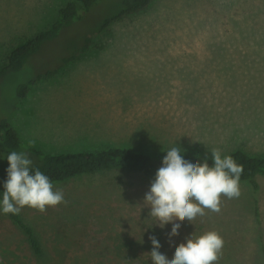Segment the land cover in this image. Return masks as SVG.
I'll return each mask as SVG.
<instances>
[{
  "label": "rangeland",
  "instance_id": "rangeland-1",
  "mask_svg": "<svg viewBox=\"0 0 264 264\" xmlns=\"http://www.w3.org/2000/svg\"><path fill=\"white\" fill-rule=\"evenodd\" d=\"M121 1L101 0L24 67L0 76V126L7 120L22 139L19 149L4 148L0 127V159L16 151L34 162L30 147L56 153L107 145L151 155L174 146L181 155L211 157L213 148L264 155V0H155L114 21L81 52ZM65 2L0 0V66L17 43L52 24ZM34 80L20 97L18 87ZM154 179L115 169L55 183L67 205L21 210L43 255L33 254L2 210L0 252L11 257L3 248L10 249L26 264H153L150 236L172 259L192 234L217 230L225 240L217 264H264V178L258 209L250 183L240 181L241 195L222 197L219 212L174 221L181 227L171 239L172 223L161 228L144 203Z\"/></svg>",
  "mask_w": 264,
  "mask_h": 264
},
{
  "label": "clouds",
  "instance_id": "clouds-1",
  "mask_svg": "<svg viewBox=\"0 0 264 264\" xmlns=\"http://www.w3.org/2000/svg\"><path fill=\"white\" fill-rule=\"evenodd\" d=\"M29 143L34 144V141ZM179 146L171 147L163 157L144 203L150 206L149 216L156 218L163 228L172 223L169 238L178 235L180 223L193 221L204 216L205 209L219 212L222 197L238 198L241 195L240 177L243 166L230 155H222L219 148L211 150L212 164L207 157L192 163L181 155ZM9 167L4 182L0 210L4 214L18 215L27 206L43 213L47 207L67 205L65 192L56 188L51 179L38 168H32L33 161L25 152L12 151L7 155ZM152 251L148 253L153 264H217L223 256L225 240L217 230H209L200 236L192 234L186 243L176 247L172 259L159 249L155 236H150Z\"/></svg>",
  "mask_w": 264,
  "mask_h": 264
},
{
  "label": "trees",
  "instance_id": "trees-1",
  "mask_svg": "<svg viewBox=\"0 0 264 264\" xmlns=\"http://www.w3.org/2000/svg\"><path fill=\"white\" fill-rule=\"evenodd\" d=\"M101 0H66L58 9L55 20L44 30L36 33L30 38L17 43L8 53L6 64L0 66V76L8 71L19 70L28 62V60L37 53L42 45L47 41L55 39L60 30L70 24L74 19L80 18L82 12L89 11ZM155 0H122L119 10L111 16L104 18L94 29L93 34L84 39L80 48L81 52L87 51L93 45L94 38L106 30L114 21L125 16L139 13L145 10ZM77 54L67 57L63 64L73 60ZM65 63V64H66ZM60 65L59 68H61ZM59 68L53 70L54 72ZM53 71L47 72L49 74ZM41 77V76H40ZM38 77V78H40ZM37 78V79H38ZM35 80L29 83H23L18 87V95L25 97ZM3 134L1 136L2 145L8 150L19 149L22 145V139L14 126L7 120L1 122ZM28 151L37 160L33 162V170L38 168L47 175L53 184L65 182L73 177L84 174L95 173L99 171H108L115 169H129L139 171L145 174L155 175L162 166V160L165 155H151L149 153L133 150L127 147L107 145L97 149L83 150H65L61 152H45L41 149L30 147ZM237 164L243 166V173L240 181H248L251 185L252 195L256 204L259 201V194L262 189L260 179L264 178V155H251L250 153L237 149L230 154ZM184 159L196 163L197 159L203 160V155H182ZM211 166L212 158L207 157ZM8 160L0 159V200L4 191V182L7 179ZM3 212V211H2ZM10 218L24 233L34 255L41 257L43 249L34 227L26 221L23 214L18 215L5 214ZM10 252L4 256L0 252V264H26L22 257L10 249H4Z\"/></svg>",
  "mask_w": 264,
  "mask_h": 264
},
{
  "label": "crops",
  "instance_id": "crops-1",
  "mask_svg": "<svg viewBox=\"0 0 264 264\" xmlns=\"http://www.w3.org/2000/svg\"><path fill=\"white\" fill-rule=\"evenodd\" d=\"M252 192V191H251ZM261 192V191H260ZM252 197H253V195H252ZM253 199H254V197H253ZM259 199H260V194H259ZM255 201V200H254ZM258 203H259V201H258ZM258 203L256 204V202H255V204H256V209H258L257 208V206H258Z\"/></svg>",
  "mask_w": 264,
  "mask_h": 264
}]
</instances>
